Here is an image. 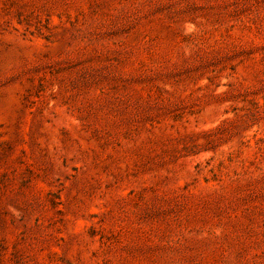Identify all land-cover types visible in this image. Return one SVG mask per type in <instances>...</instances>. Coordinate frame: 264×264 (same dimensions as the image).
<instances>
[{"label": "rangeland", "instance_id": "rangeland-1", "mask_svg": "<svg viewBox=\"0 0 264 264\" xmlns=\"http://www.w3.org/2000/svg\"><path fill=\"white\" fill-rule=\"evenodd\" d=\"M0 264H264V0H0Z\"/></svg>", "mask_w": 264, "mask_h": 264}]
</instances>
